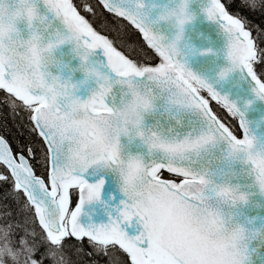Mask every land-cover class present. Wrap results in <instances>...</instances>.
Segmentation results:
<instances>
[{"label":"snow or ice","instance_id":"6c2138e0","mask_svg":"<svg viewBox=\"0 0 264 264\" xmlns=\"http://www.w3.org/2000/svg\"><path fill=\"white\" fill-rule=\"evenodd\" d=\"M197 7L220 53L185 36ZM197 54L226 63L210 79ZM255 102L264 0H0V264H264ZM94 205L108 223H91Z\"/></svg>","mask_w":264,"mask_h":264},{"label":"water","instance_id":"95a60500","mask_svg":"<svg viewBox=\"0 0 264 264\" xmlns=\"http://www.w3.org/2000/svg\"><path fill=\"white\" fill-rule=\"evenodd\" d=\"M147 4L153 3V0H145ZM206 2V0H204ZM197 18L192 24H189L185 27V36L192 37L194 34H201V39L199 40H191L189 39V43L193 44L197 51H203L207 49H212L216 53H220L221 50L225 47L226 39L223 34L220 32L218 26L209 20L200 13V9L196 8ZM164 29L165 33L171 36V31L167 28L166 25H161ZM70 46H64L61 49V52L64 53L63 60L65 63H70L73 68L77 67L79 64L78 60H73L69 53ZM61 53L58 52L57 56H60ZM190 67L192 70L203 73L205 76L210 79L215 77L216 73L220 70L221 67L225 65V59L222 55L214 56V55H193L189 58ZM55 71V69H53ZM238 79V76H233V80ZM84 80V76L81 72H76L73 83H79ZM90 87V85H89ZM77 95L82 99H87L86 91L81 88ZM233 98L243 100H251L252 96L249 92L248 85L243 84L242 90L237 96L235 93L233 94ZM247 118L250 121L251 131L261 140H264V102H255L252 105V108L249 109ZM106 190L108 195L116 196V204H119L121 200H123V196L119 193L118 188L114 181H110L109 184L106 185ZM256 200H259L261 204H264V200H260L259 197H256ZM93 209V215L91 218V223L101 224L108 223V217L104 215L102 212L95 211L99 206L94 205L91 206ZM85 211L88 212L89 208H85ZM250 215L264 218V207L260 209H256ZM81 223L85 226L89 223V219L87 216L81 217ZM261 221H257V226H260ZM204 228L205 232L208 234H215L216 226L214 224H208L207 226H201ZM122 228L127 232V234L131 236H135L138 234V231L141 230L140 226L134 220L131 225H122Z\"/></svg>","mask_w":264,"mask_h":264},{"label":"trees","instance_id":"16d2710c","mask_svg":"<svg viewBox=\"0 0 264 264\" xmlns=\"http://www.w3.org/2000/svg\"><path fill=\"white\" fill-rule=\"evenodd\" d=\"M223 2L224 3H226V4H230L231 3V0H223ZM233 11H235L236 9H235V6H233V9H232ZM253 19H257V18H253Z\"/></svg>","mask_w":264,"mask_h":264}]
</instances>
